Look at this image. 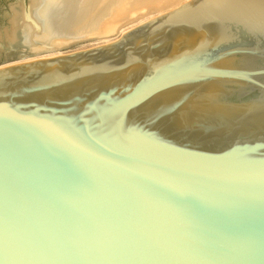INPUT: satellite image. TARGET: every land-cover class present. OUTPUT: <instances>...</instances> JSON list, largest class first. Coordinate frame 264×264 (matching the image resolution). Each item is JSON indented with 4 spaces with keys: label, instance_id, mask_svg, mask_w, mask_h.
I'll list each match as a JSON object with an SVG mask.
<instances>
[{
    "label": "water",
    "instance_id": "obj_1",
    "mask_svg": "<svg viewBox=\"0 0 264 264\" xmlns=\"http://www.w3.org/2000/svg\"><path fill=\"white\" fill-rule=\"evenodd\" d=\"M162 1L0 0V64ZM0 264H264V0L1 68Z\"/></svg>",
    "mask_w": 264,
    "mask_h": 264
},
{
    "label": "rangeland",
    "instance_id": "obj_2",
    "mask_svg": "<svg viewBox=\"0 0 264 264\" xmlns=\"http://www.w3.org/2000/svg\"><path fill=\"white\" fill-rule=\"evenodd\" d=\"M176 7H174V8L172 7V8L175 9ZM173 9H171V8L167 9L166 12L169 11V10H173ZM166 12L163 11L162 13H166ZM150 13H151V15H150L151 18L148 17V20H150L152 18H155L158 15H161V13L159 14V13L154 12V11H151ZM137 24H139V20L126 22L124 25H122L119 28V31L116 34V36H114V37H112L110 39H107V40L91 43V44L84 45V46H81V47H78V48H75V49H71V50L50 52V53L40 54V55L27 57V58H23V59L13 60V61H10V62H6V63H3V64H0V68H4V67H7V66H11V65H15V64L23 63V62H27V61H32V60H36V59H47L49 57L52 58V57H56V56L67 55V54H71V53H75V52L90 50V49H93L95 47L102 46V45L111 43L113 41H116L123 34L122 32H124L126 30H130V29L138 26Z\"/></svg>",
    "mask_w": 264,
    "mask_h": 264
},
{
    "label": "bare ground",
    "instance_id": "obj_3",
    "mask_svg": "<svg viewBox=\"0 0 264 264\" xmlns=\"http://www.w3.org/2000/svg\"><path fill=\"white\" fill-rule=\"evenodd\" d=\"M189 0H164V1H162V2H160V3H158V4H156V5H154V6H152V7H150L149 9H147V10H145V11H143L142 13H140V14H138V15H136V16H134V17H132V18H130V19H128V20H126V21H124V22H122L121 24H120V26H119V28L122 26V25H124L126 22H131V21H134V20H139V24H137V25H141L142 23H146L147 21H149L148 20V17H150V15H151V11H154V12H157V13H161V15L162 14H164V13H162L163 11H165L166 12V10L167 9H173L174 7H176L175 9H177L179 6H181V5H183V4H185L186 2H188ZM173 7V8H172ZM175 9H173V10H175ZM170 11H172V10H169V11H167V12H170ZM166 12V13H167ZM158 15V14H157ZM158 16H160V15H158ZM157 16V17H158ZM151 18V17H150ZM152 19H154V18H152ZM151 20V19H150ZM127 31H129V30H126V31H124V32H122L123 34L125 33V32H127ZM121 33V34H122ZM122 36V35H121ZM120 36V37H121ZM119 37V38H120ZM50 58V57H49ZM33 61V60H32ZM28 62V61H27ZM1 69V68H0Z\"/></svg>",
    "mask_w": 264,
    "mask_h": 264
}]
</instances>
